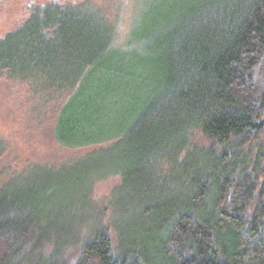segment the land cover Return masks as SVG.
<instances>
[{
    "label": "trees",
    "instance_id": "obj_1",
    "mask_svg": "<svg viewBox=\"0 0 264 264\" xmlns=\"http://www.w3.org/2000/svg\"><path fill=\"white\" fill-rule=\"evenodd\" d=\"M127 4L0 0V101L67 152L0 132V264H264V0Z\"/></svg>",
    "mask_w": 264,
    "mask_h": 264
},
{
    "label": "rangeland",
    "instance_id": "obj_2",
    "mask_svg": "<svg viewBox=\"0 0 264 264\" xmlns=\"http://www.w3.org/2000/svg\"><path fill=\"white\" fill-rule=\"evenodd\" d=\"M134 1L135 6L133 5V0H128L126 9V28L130 27L131 19L137 17V12L140 7L139 5L142 0ZM15 94L17 95L15 89H11L4 98L2 94L1 97L3 99L0 101V132L3 133V137L7 140L8 144H10L13 153L22 158L34 160H39V158L53 160L58 157L59 154L67 153L56 146L53 147L47 144L44 139L46 137L45 132L40 133L42 136L40 139L24 128L19 130L12 128L19 110L17 111V106L11 107L8 102ZM5 100L7 101L6 103L4 102ZM64 156L70 159L73 157V155L69 153ZM112 180L113 179L98 184L103 194H108L110 192L113 184Z\"/></svg>",
    "mask_w": 264,
    "mask_h": 264
}]
</instances>
